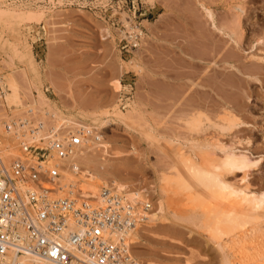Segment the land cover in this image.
Instances as JSON below:
<instances>
[{
    "label": "rangeland",
    "instance_id": "374dc122",
    "mask_svg": "<svg viewBox=\"0 0 264 264\" xmlns=\"http://www.w3.org/2000/svg\"><path fill=\"white\" fill-rule=\"evenodd\" d=\"M45 1L0 0V79L17 86L16 100L0 94V149L18 154L3 122L28 107L46 128L85 125L93 138L75 154L81 189L97 195L101 186L89 189L99 172L101 184L115 180L127 195L138 191L159 214L132 239L140 264H223L226 252L233 259L231 249L218 250L201 214L205 205L235 202L234 232L244 233L250 249L246 264H264V210L251 213L245 202L264 197V0ZM128 18L146 37L126 60L118 27ZM212 21L228 33L213 34ZM126 72L135 75V95L122 110L116 92ZM205 172L214 184L207 189Z\"/></svg>",
    "mask_w": 264,
    "mask_h": 264
},
{
    "label": "built area",
    "instance_id": "2783aa9c",
    "mask_svg": "<svg viewBox=\"0 0 264 264\" xmlns=\"http://www.w3.org/2000/svg\"><path fill=\"white\" fill-rule=\"evenodd\" d=\"M47 1L48 7L57 6L56 0ZM58 1L65 6L82 2ZM145 37V29L132 19L119 24L124 59L132 58ZM124 75L116 92L122 110L132 106L135 95V75ZM26 111L3 122L18 143V155L9 159L0 149V264H23L22 257L47 264H139L130 234L147 221L149 200L133 201L111 185L102 187L100 202L76 191L65 173L79 174L72 161L89 145L93 130L55 121L40 136L42 122L31 107Z\"/></svg>",
    "mask_w": 264,
    "mask_h": 264
},
{
    "label": "bare ground",
    "instance_id": "6f19581e",
    "mask_svg": "<svg viewBox=\"0 0 264 264\" xmlns=\"http://www.w3.org/2000/svg\"><path fill=\"white\" fill-rule=\"evenodd\" d=\"M211 17V16H210ZM211 19H212V17H211ZM212 30L213 31H211L213 34L214 33H220V34H224L225 32L222 30V29H220L215 23H214V21H212ZM224 32V33H223ZM228 33V32H227ZM227 33H225V34H227ZM210 36H211V34H210ZM227 37V36H226ZM230 37H231V35H230ZM229 37V38H230ZM233 37V36H232ZM206 40V39H205ZM233 40H234V38H233ZM204 43V42H203ZM232 43V42H231ZM205 44V43H204ZM211 44V43H210ZM228 44V43H227ZM235 44V43H234ZM237 44V43H236ZM209 46V45H208ZM219 46H221V45H219ZM229 46H232L233 47V45H230V43H229ZM236 47V46H235ZM234 47V48H235ZM203 48V47H202ZM213 48V47H212ZM217 49V48H216ZM203 51V50H202ZM206 51V50H205ZM209 51H210V49H209ZM208 51V52H209ZM204 52V51H203ZM225 52H227V50H226V48H225ZM206 54V53H205ZM229 54H231V52H229ZM224 56H225V54H224ZM226 56H228V55H226ZM235 56H233V54H232V56L230 57L229 56V58H227L228 60H231L232 59V61H233V58H234ZM211 58V57H210ZM236 59V58H235ZM234 59V60H235ZM208 61V60H207ZM234 62V61H233ZM236 62V61H235ZM234 62V63H235ZM233 65V64H232ZM260 65V64H259ZM258 65V66H259ZM263 66V65H262ZM234 68V67H233ZM209 70V69H208ZM1 80V82H2V86H3V88H5V89H3V92L2 93H0L1 94V96H2V98H4L5 100H7V101H11V100H16V98H17V95H16V88H17V86H16V83L14 82V80L11 78V77H5V79H3V78H1L0 79ZM232 84V83H231ZM207 85V84H206ZM213 86V85H212ZM47 114V113H46ZM53 116H55L54 114H53ZM40 121V122H42V124H43V126L41 127V130H40V136H43V131L46 129V123L45 122H43L42 120H40V118L39 119H36V121ZM14 154L15 153H9V154H6V156H7V158H13V157H15L14 156ZM18 155V154H17ZM16 155V156H17ZM232 155V154H231ZM229 156V155H228ZM237 156V155H236ZM234 157V156H233ZM242 157H243V155H242ZM231 158V157H230ZM238 158V157H237ZM241 158V157H240ZM239 158V159H240ZM235 159V158H234ZM238 159V160H239ZM73 160H74V162L72 161V163H74V165L78 168V171H79V178L76 176V175H74L73 173H71L70 171H67L66 173H65V180H67V181H73L74 183H76V191H79V190H81V193H83L84 195H89V196H91V197H93L94 199H95V201L96 202H100L101 201V196H100V192H101V190H102V187L103 186H109V183H107V181L106 180H104L103 182H102V184H101V181H102V178L101 177H98L99 175H101V174H98V173H96V174H98L97 175V177H96V174L94 175V177H91L90 178V180H91V182H92V185L90 186V189H89V191H97L98 189H99V187L101 186V188H100V191H99V193L97 194V195H90V194H87V193H89L88 191H84V190H82L81 189V175L83 174V171H82V169L80 168V166L78 165V163L75 161V156H74V158H73ZM236 160V159H235ZM242 160V159H241ZM243 160H245L244 158H243ZM247 160V159H246ZM240 161V160H239ZM243 162V161H242ZM241 162V163H242ZM228 163H230V162H228ZM234 163V162H233ZM239 163V162H238ZM244 163V162H243ZM223 164V163H222ZM245 164H246V161H245ZM195 165V164H194ZM209 165V164H208ZM217 165V164H216ZM224 165V164H223ZM233 165V164H232ZM231 165V166H232ZM241 165V164H240ZM243 165V164H242ZM249 165V164H248ZM188 166V165H187ZM225 166V165H224ZM228 166V165H227ZM235 166V165H234ZM189 167V166H188ZM202 167V166H201ZM223 167V166H222ZM230 168V167H229ZM190 169V168H189ZM200 169V168H199ZM214 169V168H213ZM212 169V171H213V173H216V172H214V170ZM201 170V169H200ZM215 170H216V168H215ZM219 170V169H218ZM224 170V169H223ZM199 171V170H198ZM208 171V170H207ZM212 171H211V173H212ZM220 171V170H219ZM222 171V170H221ZM210 172V171H209ZM199 173H201V172H199ZM202 173H203V171H202ZM210 173H208V172H205L203 175H204V177H202L203 178V183L204 184H206L205 185V189H207V188H209V182H210V184H212V185H214L213 183H211V181H209L208 180V175H209ZM190 175V174H189ZM214 175V174H213ZM193 176V175H192ZM217 176V175H216ZM210 177H212V176H210ZM100 178H101V180H100ZM201 178V177H200ZM213 178H214V176H213ZM217 178H219V177H217ZM196 179V178H195ZM210 179H212V178H210ZM183 180H185V179H183ZM187 180V179H186ZM185 180V181H186ZM192 180V179H191ZM218 180V179H217ZM213 181H215V180H213ZM202 182V181H201ZM216 182V181H215ZM220 182V181H219ZM100 183V184H99ZM110 184H111V187L112 188H114L115 190H117V191H120L119 190V188H118V183L115 181V180H113L112 182H110ZM218 184V183H217ZM216 184V185H217ZM222 184V183H221ZM221 184H220V186H221ZM224 184V183H223ZM171 185V184H170ZM215 185V186H216ZM224 186H226V185H224ZM183 187V186H182ZM228 187V186H227ZM227 187H224L225 189L227 188ZM230 187V186H229ZM124 188V187H123ZM171 188V187H170ZM218 188H219V186H218ZM223 188V193H224V189ZM173 189V188H172ZM222 189V188H221ZM230 188H228V190H229ZM205 191V190H204ZM222 191V190H221ZM231 191V190H230ZM225 192H227V191H225ZM238 193H239V191H237ZM228 193V192H227ZM229 194H230V192H229ZM231 194H232V192H231ZM230 194V195H231ZM235 194V193H234ZM234 194H232V196H233V199L237 196V197H239L240 195H236L235 197H234ZM243 194V193H242ZM228 195V194H227ZM244 195H246V194H244ZM243 195V196H244ZM131 200H133V201H135V200H138V199H140V195H139V192L138 191H134V192H128V195H127ZM174 196H177V195H174ZM205 196V195H204ZM242 196V197H243ZM247 196H249V195H247ZM247 196H245V198L244 199H246L247 198ZM252 195H250V197H251ZM206 197V196H205ZM222 197V196H221ZM227 197V196H226ZM236 197V198H237ZM249 197V199L247 200H245V202H250L251 203V210H249V211H251V213H252V211H256V210H264V204H262V202H263V200H264V197H260V196H254V197H251L250 198ZM224 198V197H223ZM229 198V197H228ZM240 198V197H239ZM216 199V198H215ZM225 199V198H224ZM243 199V200H244ZM228 200V199H227ZM230 200V199H229ZM240 200H242V198L240 199ZM240 200H239V202H240ZM210 201V200H209ZM226 202V201H225ZM230 202H233L234 203V200L233 201H230ZM230 202H228V203H230ZM219 203V202H218ZM232 203V204H233ZM236 203V202H235ZM234 203V204H235ZM242 203V202H241ZM212 204V203H211ZM232 205V206H230L229 204L227 205V206H230V207H228V208H223V209H221L219 206H214V207H212V206H210L209 204V206L208 205H205L204 206V208L202 209V210H204L202 213L203 214H201V215H203V218H205L206 220H204L205 221V223H206V225H207V223H208V229H210V230H208L209 232L210 231H212V230H214L215 229V232L213 233L214 234V239H216L217 240V242H216V244H217V247H218V250H226V249H229L228 251H230V249H231V253H233V259H231L230 258V256H228L227 254H228V252H224L225 254H223V258H222V260H223V264H234V262H236V263H238V264H246L249 260H250V249H248V245H247V243L245 242V241H243V239H242V236H241V234L243 235L244 233H242L241 232V234H237V233H235L234 232V225H236L237 224V220H238V218L239 217H241V209L238 207V206H236V205ZM244 204V203H243ZM239 206H240V204H238ZM248 205V204H247ZM223 207H225V206H223ZM241 207H242V205H241ZM250 207V206H249ZM244 208L245 207H243V210H242V212L244 211ZM217 209L219 210V211H217ZM250 209V208H249ZM247 211V210H246ZM151 212V211H150ZM149 212V214H148V219H147V221H149V223H150V221L151 222H153L155 219L157 220V217L159 216V214H157V215H152L151 213ZM162 212V211H161ZM160 212V213H161ZM210 212H212V214L210 215ZM254 212H253V214H254ZM263 213V212H262ZM261 214V213H260ZM260 214H259V216H260ZM161 215V214H160ZM175 215V214H174ZM245 215V214H244ZM254 216V215H253ZM249 217V216H248ZM257 217V216H256ZM202 218V217H201ZM202 218V219H203ZM259 218V217H258ZM248 219V218H247ZM263 220V219H262ZM240 222V221H239ZM240 224V223H239ZM203 225V224H202ZM211 225L214 227V229H212V227H211ZM139 228H141V227H138L137 229H135L131 234H130V243H131V245L132 244H134L133 242H132V239H133V241L135 242H137V240L139 241ZM236 228H237V226H236ZM141 232V231H140ZM211 234V233H210ZM210 238L212 237L211 235L209 236ZM209 239V238H208ZM212 239V238H211ZM213 240V239H212ZM215 241V240H214ZM216 247V248H217ZM233 251V252H232ZM220 252V251H219ZM230 253V254H231ZM221 259V258H220ZM22 260H23V264H47V263H45V262H43V261H40V260H38V259H34V258H30V257H22ZM221 261V260H220ZM234 261V262H233ZM140 264V263H139Z\"/></svg>",
    "mask_w": 264,
    "mask_h": 264
}]
</instances>
